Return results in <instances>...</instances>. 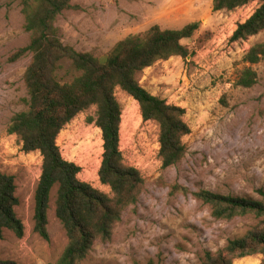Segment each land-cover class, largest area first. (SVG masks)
Returning a JSON list of instances; mask_svg holds the SVG:
<instances>
[{"label": "rangeland", "instance_id": "obj_1", "mask_svg": "<svg viewBox=\"0 0 264 264\" xmlns=\"http://www.w3.org/2000/svg\"><path fill=\"white\" fill-rule=\"evenodd\" d=\"M74 7L55 20L59 40L78 52L104 57L129 35L161 29H180L199 22L185 43L186 59L171 57L137 74L150 94L184 109L190 128L182 139V160L161 168L158 126L142 121L137 103L116 88L121 107L119 149L124 162L140 172L144 185L135 205L114 224L109 240H96L79 264H201L229 240L243 237L256 224L251 216L218 220L207 205L193 197L206 190L216 194L261 200L264 193V61L253 65L256 84L235 86L242 58L250 46L264 40V31L245 41L230 42L236 25L259 6L257 1L232 11H213L212 0H70ZM20 0H0V174L14 177L23 224L17 238L4 230L0 259L15 264H54L67 244L55 216V194L47 211L48 240L34 232V191L41 173L39 152L25 153L15 135L6 132L10 118L27 110L24 73L31 55L11 57L30 40L23 30ZM68 62L58 71L61 82L78 76ZM91 107L76 115L59 133L62 157L81 168L77 178L103 193L98 170L102 156L100 130L89 122ZM175 186L180 190H174ZM184 189V190H182ZM262 256L236 259L232 264H261Z\"/></svg>", "mask_w": 264, "mask_h": 264}, {"label": "trees", "instance_id": "obj_2", "mask_svg": "<svg viewBox=\"0 0 264 264\" xmlns=\"http://www.w3.org/2000/svg\"><path fill=\"white\" fill-rule=\"evenodd\" d=\"M254 1L259 6L244 22L236 25L230 42L245 41L264 31V0H212L213 11H232ZM20 6L23 30L29 33L30 40L11 60L31 55L24 73L28 108L10 118L6 132L18 138L23 152H39L42 158L33 196L34 232L48 240L50 193L57 187L55 216L65 231L67 244L54 264H79L96 240L110 239L114 224L120 221L126 208L137 203L144 185L138 169L124 162L119 149L121 107L114 90L119 88L137 103L142 121H152L158 126L161 168L178 164L186 152L182 139L190 133L183 119L185 111L150 94L136 76L158 61L191 56L185 42L200 24L192 22L175 30L153 25L145 32L118 41L104 57L98 58L64 45L57 36L55 20L64 11L74 8L70 0H20ZM262 61L264 40L250 46L244 54L245 66L238 72L235 86L253 87L257 75L252 66ZM64 62L79 73L67 82L58 79ZM91 107H95V114L89 122L100 130L103 150L97 175L111 195L80 181L77 175L81 168L65 160L56 143L63 128ZM15 190L14 177L0 174V239L4 230L19 239L23 236V224L15 213L19 204ZM174 190L180 188L175 186ZM192 195L210 208L215 219L251 216L257 221L243 237L229 240L215 253L206 252L201 264H232L236 259L253 255H261V264H264L263 192L259 201L206 190ZM0 264L15 262L0 259Z\"/></svg>", "mask_w": 264, "mask_h": 264}]
</instances>
